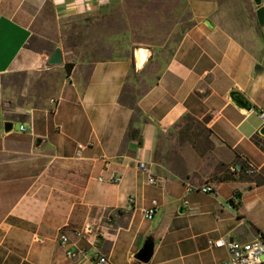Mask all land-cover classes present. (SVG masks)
<instances>
[{
	"label": "crops",
	"instance_id": "1",
	"mask_svg": "<svg viewBox=\"0 0 264 264\" xmlns=\"http://www.w3.org/2000/svg\"><path fill=\"white\" fill-rule=\"evenodd\" d=\"M80 14L95 15L114 40L104 48L121 54L64 51L60 22ZM240 18L218 0H0V264H92L96 252L111 264H218L229 253L215 240L264 234V24ZM39 37L50 50L31 48ZM137 45L149 48L139 71ZM56 47L62 61L49 64ZM51 68L64 74L51 109L6 106L3 75ZM233 89L251 110L230 101ZM5 121L18 129L4 133ZM142 161L159 184L146 182ZM240 162L246 171H230ZM187 183L218 195L188 193ZM148 233L157 243L141 263L130 252Z\"/></svg>",
	"mask_w": 264,
	"mask_h": 264
},
{
	"label": "rangeland",
	"instance_id": "2",
	"mask_svg": "<svg viewBox=\"0 0 264 264\" xmlns=\"http://www.w3.org/2000/svg\"><path fill=\"white\" fill-rule=\"evenodd\" d=\"M191 1L192 4L195 3V0ZM218 3L220 13L228 15L232 17V19H234V17L242 18L250 16L252 18V23L257 20L255 15L256 6L252 0H218ZM95 17V15L83 16L80 14L71 16L63 22H60L62 49L66 52L72 51L73 53L70 55L73 56L74 59L82 58L81 55L85 52L83 54L78 53L82 48H88L92 51V56L89 54L91 60L108 55L114 56L121 54V52L117 50L112 51L111 53H109L108 50L106 51L104 47L107 45H114L111 44L114 40L107 39L106 37L104 38L105 31H103L101 27L103 26V23H101L100 20L95 19ZM149 18L151 17L149 16ZM237 23H241V25L244 24L243 22ZM248 24L249 27L250 23L248 22ZM119 40L121 42L122 39ZM30 46L35 50H41L44 48L50 50L51 48L48 42L40 37L35 40L34 43L31 41ZM63 75V73H60L53 68L35 72L30 75H27L25 72L7 73L3 75L1 79L3 101H5V104L9 109L14 108L17 104H24L29 107H49L51 109ZM131 93L132 86L126 85L124 88V97H126V101L131 99ZM18 124V121H14L15 129H18ZM150 222L151 220L147 219L144 225L148 226ZM151 234L152 233H148L145 237ZM145 237L139 240L133 251L130 253L136 252L140 248ZM154 240L155 243H157V239Z\"/></svg>",
	"mask_w": 264,
	"mask_h": 264
},
{
	"label": "built area",
	"instance_id": "3",
	"mask_svg": "<svg viewBox=\"0 0 264 264\" xmlns=\"http://www.w3.org/2000/svg\"><path fill=\"white\" fill-rule=\"evenodd\" d=\"M99 2L103 0H97ZM260 5L264 6V0H261ZM260 117L264 121V112L260 114ZM20 129L23 130L24 126L20 125ZM138 169L145 175L146 182L150 185H157L160 183V178L154 174L152 168L145 162H138ZM238 166L232 165L230 171H237ZM250 168H248V171ZM250 172V171H249ZM117 176L110 178L111 181H118ZM200 191L202 193H209L212 195H218V189L210 183H204L202 185L194 186L191 183L186 184V192ZM232 202H237L238 198L235 194L231 197ZM128 201L133 202V197H129ZM185 200V204H187ZM158 206L157 199H151L150 204L147 208L143 209V215L146 219H151L153 214L156 212ZM90 227L86 225L85 230ZM76 235H81V231H77ZM69 238L66 234L60 235V245L65 249L68 256H74V251L69 247ZM215 246H225L228 250L229 257L227 260L220 261L218 264H264V237L258 234L254 239L249 241H236V240H225L217 239L213 242ZM92 264H111L106 255L94 253L91 257Z\"/></svg>",
	"mask_w": 264,
	"mask_h": 264
},
{
	"label": "water",
	"instance_id": "4",
	"mask_svg": "<svg viewBox=\"0 0 264 264\" xmlns=\"http://www.w3.org/2000/svg\"><path fill=\"white\" fill-rule=\"evenodd\" d=\"M254 5L256 6L255 9V15H256V19L257 22L260 25L264 24V6L260 5L261 0H252ZM143 49L145 52H147V54L149 55V48L145 47V46H141V45H137L134 47V64H135V70L139 71L145 61L147 60L148 55L145 57V59H143V61L140 63V53L139 50ZM62 61V54H61V49L60 47H56L53 52L51 53V55L48 57V63L49 64H58ZM228 97L230 99V101L239 109L241 110H245V111H249L252 109V104L249 101V99L239 90L233 89L230 90L228 93ZM14 128V122L13 121H5L3 123V131L4 133H9L13 130ZM258 133L261 134L262 136H264V122L262 123V125L260 126V128L258 129ZM37 143H39V139H37L36 141ZM179 213H183L184 212V206L181 205L178 209ZM231 240V239H229ZM154 248H155V242L152 239V237L148 236L144 239L142 245L140 246V248L134 252L132 254V256L138 260L141 263H147L150 261L153 253H154ZM264 258V255H263Z\"/></svg>",
	"mask_w": 264,
	"mask_h": 264
},
{
	"label": "trees",
	"instance_id": "5",
	"mask_svg": "<svg viewBox=\"0 0 264 264\" xmlns=\"http://www.w3.org/2000/svg\"><path fill=\"white\" fill-rule=\"evenodd\" d=\"M256 23H257V20H256ZM73 65H74V63L73 62H71V61H69V62H65L64 63V66H65V70H66V72H67V74L68 73H70V71H71V69H72V67H73ZM123 102H125L124 100H123ZM126 104H129V105H131V106H133V104L132 103H130V102H125ZM138 130L136 129V128H130L129 130H128V135L129 136H138ZM246 159H242V161L243 162H246L245 161ZM243 162H240L239 164H238V169L239 170H241V171H246V167L243 165ZM248 171V170H247ZM233 194H235L236 196H237V198H238V193L237 192H234ZM239 200V199H238ZM232 201V200H231ZM238 202V201H237ZM236 203V202H235ZM259 234H261L263 237H264V234H262V233H259Z\"/></svg>",
	"mask_w": 264,
	"mask_h": 264
},
{
	"label": "bare ground",
	"instance_id": "6",
	"mask_svg": "<svg viewBox=\"0 0 264 264\" xmlns=\"http://www.w3.org/2000/svg\"><path fill=\"white\" fill-rule=\"evenodd\" d=\"M140 53V63L145 59V57L148 55L147 52H145L143 49L139 50Z\"/></svg>",
	"mask_w": 264,
	"mask_h": 264
}]
</instances>
